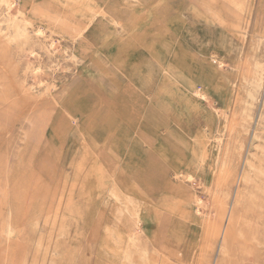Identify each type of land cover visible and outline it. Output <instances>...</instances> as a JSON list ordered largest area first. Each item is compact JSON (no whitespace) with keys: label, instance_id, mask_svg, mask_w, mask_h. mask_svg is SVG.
Returning <instances> with one entry per match:
<instances>
[{"label":"rangeland","instance_id":"rangeland-1","mask_svg":"<svg viewBox=\"0 0 264 264\" xmlns=\"http://www.w3.org/2000/svg\"><path fill=\"white\" fill-rule=\"evenodd\" d=\"M141 2L0 0V264H264V0H215L224 15L205 0ZM142 30L165 34L166 67L140 53ZM134 65L163 83L164 152L117 108L80 134L70 113L85 90L109 101ZM171 176L174 192L160 183Z\"/></svg>","mask_w":264,"mask_h":264},{"label":"crops","instance_id":"crops-1","mask_svg":"<svg viewBox=\"0 0 264 264\" xmlns=\"http://www.w3.org/2000/svg\"><path fill=\"white\" fill-rule=\"evenodd\" d=\"M149 2L151 0H142L141 4ZM98 3V2H97ZM98 6H106L104 4H99ZM163 21L166 22L169 26H171L174 29L175 26L180 25V12L177 11L173 6L168 8L163 13ZM101 17V16H99ZM97 18V17H96ZM102 18V17H101ZM104 19V18H102ZM95 20V19H94ZM105 23H107L110 27L111 23L107 20H103ZM93 22V21H92ZM93 24V23H92ZM165 34L161 31H158L157 34H154L152 32H149L147 30H142L139 33V36L137 37V44L140 48V53L143 56H146V58L151 61L156 67H166L168 64L169 56L172 55L170 52V46L165 40ZM93 42V41H92ZM108 42H106L107 44ZM93 44H95L93 42ZM110 47V46H109ZM139 51V50H138ZM106 53V52H105ZM107 55V53H106ZM137 65L131 66L130 69H128V73L130 75L129 80L125 81H117L116 86H108L105 89H108L109 92V101H95L93 99L92 95L88 94L89 91H84V95L77 94L76 99L72 101V107L70 108L71 115L78 120L77 125V133H82V129H85L87 131L88 124L90 123V120H94L96 118V114H100L101 119L104 117L102 116V111L106 115L109 113H112L111 111L118 109V114L116 118L123 119L124 122L128 125V128L132 130L137 131H145L144 133L145 139L147 138L149 141H154L155 150L158 152L161 149L162 152L165 151V145L163 143H158V141L155 139V136L158 134L154 131H159L160 128H158V123L155 121H159L160 119H163L159 112L158 105H162L165 102V95L163 83L162 85H159L160 80H157V76L154 74H147L146 71L136 70ZM178 69L172 68V71L175 72ZM140 72V73H139ZM163 77V76H162ZM158 81V82H157ZM179 85L176 86L178 88ZM87 87V86H86ZM118 88L114 91L111 90L112 88ZM174 90V86H173ZM93 94V92H92ZM100 102V103H99ZM101 102H106L108 105L107 107H97V103L101 104ZM179 103L175 99L173 100V104ZM215 105V104H214ZM110 107V108H109ZM112 107V108H111ZM113 109V110H112ZM180 108L173 107L172 108V121H173V153L176 154V158L178 159V163L175 164L176 168L181 167L180 160L182 153H188V149L186 147H182V144L180 143V139L177 135L178 128L180 127ZM114 112V111H113ZM99 116V115H98ZM178 123L176 127L175 123ZM193 127V124H192ZM117 129V128H116ZM180 129V128H179ZM215 129V128H214ZM215 131H222L221 129H215ZM76 133V134H77ZM77 134V135H78ZM153 144V145H154ZM177 170V169H176ZM171 176L168 178V180L160 181V183H168L170 185H173V192L175 188L177 189L179 183L176 184L175 178ZM164 194L170 193L163 191ZM163 194V195H164ZM174 195V193H172ZM158 221H156L157 223ZM157 226V224H156Z\"/></svg>","mask_w":264,"mask_h":264},{"label":"bare ground","instance_id":"bare-ground-1","mask_svg":"<svg viewBox=\"0 0 264 264\" xmlns=\"http://www.w3.org/2000/svg\"><path fill=\"white\" fill-rule=\"evenodd\" d=\"M76 1V0H75ZM206 1V5L208 6V7H212V8H215V10H217L218 12H220V13H222L223 14V10H224V8H222V9H220L219 7H217L216 5H215V0H205ZM11 4V3H10ZM13 6H15V4H13ZM15 8V7H14ZM224 15V14H223ZM39 18V17H38ZM37 18V19H38ZM41 18V17H40ZM43 18V17H42ZM46 17H44V21L45 22H48V20H47V18L45 19ZM42 20V19H41ZM238 22L240 21V19L239 18H237L236 19ZM48 24V23H47ZM54 23L52 22V25H53ZM44 30L46 29H48V27L47 26H45V27H42ZM34 54V53H33ZM192 92H194L197 96H200V98L201 99H203V100H205L208 96V94L205 92V91H203L202 89H193L192 90ZM213 115L214 116H218V114L220 113V111H219V107H215L214 108V110H213ZM222 115H223V113H222ZM213 121V120H212ZM44 122V121H43ZM219 138V137H218ZM168 143V142H167ZM253 143H254V141H253ZM252 143V144H253ZM208 144V143H207ZM220 145H221V143H219V144H216V141H215V144H214V147L216 148V149H220ZM200 146V145H199ZM207 146V145H206ZM201 147H200V153L197 155V157H199L200 158V160L202 161V159H203V153H201ZM250 167H253V164H252V162H250V160H249V158L247 157L246 158V160H245V163H244V166H243V172L245 171V169L246 168H250ZM244 180H245V175L242 177ZM241 178V179H242ZM240 191L238 190V188H236V191H235V194H234V200L240 195ZM200 199V198H199ZM200 203V202H199ZM233 207H234V201H233V203H231V205H230V211H229V214H228V217H227V220L226 221H228V223L230 222V221H232L233 220ZM199 211V210H198ZM197 214H199V213H197ZM224 231V230H223ZM225 232V231H224ZM224 234V237H223V243H224V239H225V233H223Z\"/></svg>","mask_w":264,"mask_h":264}]
</instances>
